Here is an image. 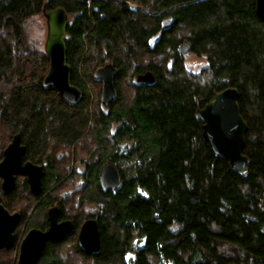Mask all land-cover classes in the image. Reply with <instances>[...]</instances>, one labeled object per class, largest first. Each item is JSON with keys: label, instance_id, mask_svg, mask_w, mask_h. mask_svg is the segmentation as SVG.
Masks as SVG:
<instances>
[{"label": "trees", "instance_id": "trees-1", "mask_svg": "<svg viewBox=\"0 0 264 264\" xmlns=\"http://www.w3.org/2000/svg\"><path fill=\"white\" fill-rule=\"evenodd\" d=\"M46 2L0 0V161L20 135L25 162L44 169L38 196L23 177L5 195L0 178V203L22 214L16 243L46 231L48 211L59 207L74 231L47 243L36 264H264V23L256 0H50L48 10L69 14L67 61L83 93L74 107L44 89L49 58L23 32ZM185 43L206 60L200 72L180 55ZM108 64L119 76L106 107L95 73ZM147 72L156 83L138 87ZM228 88L238 91L248 125L245 178L212 154L195 118ZM108 164L122 185L106 192L100 173ZM89 219L102 240L93 255L79 242ZM18 257L19 244L0 251V264Z\"/></svg>", "mask_w": 264, "mask_h": 264}, {"label": "water", "instance_id": "water-1", "mask_svg": "<svg viewBox=\"0 0 264 264\" xmlns=\"http://www.w3.org/2000/svg\"><path fill=\"white\" fill-rule=\"evenodd\" d=\"M50 0L43 7L42 15L47 23V39L45 52L50 61L49 72L44 80L45 90H56L62 100L69 106L78 105L83 99V93L72 84V70L67 61L66 35L69 24V14L64 8L48 10ZM136 9H140L134 6ZM256 14L264 23V0H256ZM171 20L164 23L169 29ZM159 37L152 41V45ZM181 56H191V45L183 44L179 48ZM119 76L118 70L108 64L95 73L96 81L102 83L101 102L108 107L118 97L115 82ZM156 83L152 72L139 75L136 78L138 87H148ZM238 91L228 88L214 96L213 100L196 113V120L203 125V135L212 154L227 161L232 170L242 178L247 176L249 159L244 155L248 125L241 115L238 104ZM26 147L22 144L20 135L13 138L12 143L3 153L0 161V178L5 195L16 187L17 177H25L31 193L38 196L43 188L44 169L42 166L25 162ZM100 183L106 192L117 190L122 185L119 170L114 164L102 168ZM60 208L52 207L48 211L49 227L46 231L31 230L20 244L17 264H36L42 257L47 243H57L74 231L71 221H60ZM22 220V214H11L0 203V251L11 250L16 243V230ZM79 242L84 251L93 255L102 250L100 226L97 220H87L79 233Z\"/></svg>", "mask_w": 264, "mask_h": 264}, {"label": "rangeland", "instance_id": "rangeland-1", "mask_svg": "<svg viewBox=\"0 0 264 264\" xmlns=\"http://www.w3.org/2000/svg\"><path fill=\"white\" fill-rule=\"evenodd\" d=\"M130 6L133 7L132 4ZM133 8L136 9L135 7ZM22 28L25 38L29 43H38L42 48L45 49V43L47 39V23L43 15L35 16L23 22ZM206 65L207 62L205 59L197 58L193 55L186 58V66L193 72H200ZM22 240L16 244V247L19 244V252ZM131 256L132 255H129V258Z\"/></svg>", "mask_w": 264, "mask_h": 264}, {"label": "flooded vegetation", "instance_id": "flooded-vegetation-1", "mask_svg": "<svg viewBox=\"0 0 264 264\" xmlns=\"http://www.w3.org/2000/svg\"><path fill=\"white\" fill-rule=\"evenodd\" d=\"M17 178H19V177H17ZM23 178H25V177H23ZM25 179H26V178H25ZM26 181H27V179H26ZM16 182H17V180H16ZM29 188H30V187H29ZM17 229H18V228H17ZM16 231H17V230H16ZM24 238H25V237H24ZM24 238H23V239H24Z\"/></svg>", "mask_w": 264, "mask_h": 264}]
</instances>
